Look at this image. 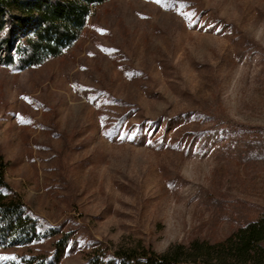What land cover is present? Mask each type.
Masks as SVG:
<instances>
[{
    "label": "rangeland",
    "instance_id": "rangeland-1",
    "mask_svg": "<svg viewBox=\"0 0 264 264\" xmlns=\"http://www.w3.org/2000/svg\"><path fill=\"white\" fill-rule=\"evenodd\" d=\"M0 157L4 195L57 229L0 239V262L86 264L139 244L164 253L257 221L264 0L91 5L61 56L0 66Z\"/></svg>",
    "mask_w": 264,
    "mask_h": 264
},
{
    "label": "trees",
    "instance_id": "trees-1",
    "mask_svg": "<svg viewBox=\"0 0 264 264\" xmlns=\"http://www.w3.org/2000/svg\"><path fill=\"white\" fill-rule=\"evenodd\" d=\"M104 1L0 0V66L23 71L61 56L80 38L90 6ZM15 41L18 46L13 49ZM4 186L1 171V240L17 246L57 234V229L33 215L21 201L6 197ZM0 264H56V260L21 256ZM86 264H264V213L221 242L195 240L189 245H174L164 253L144 244L116 251L101 248Z\"/></svg>",
    "mask_w": 264,
    "mask_h": 264
},
{
    "label": "snow or ice",
    "instance_id": "snow-or-ice-1",
    "mask_svg": "<svg viewBox=\"0 0 264 264\" xmlns=\"http://www.w3.org/2000/svg\"><path fill=\"white\" fill-rule=\"evenodd\" d=\"M156 2H158V3H159V2H160V0H156ZM121 138L123 139V137H121Z\"/></svg>",
    "mask_w": 264,
    "mask_h": 264
}]
</instances>
